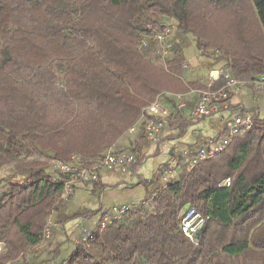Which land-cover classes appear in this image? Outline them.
<instances>
[{"label": "trees", "instance_id": "obj_1", "mask_svg": "<svg viewBox=\"0 0 264 264\" xmlns=\"http://www.w3.org/2000/svg\"><path fill=\"white\" fill-rule=\"evenodd\" d=\"M141 4L236 79L264 74V0H0V264H24L82 216L66 205L74 172L53 161L91 166L158 94L202 87L182 78L179 44L162 67L151 61ZM251 117L221 152L189 169L183 161L136 213L99 223L55 264H264V116ZM167 119L187 127L179 113ZM141 160L135 153L131 169ZM189 207L205 217L193 240L180 226Z\"/></svg>", "mask_w": 264, "mask_h": 264}, {"label": "crops", "instance_id": "obj_2", "mask_svg": "<svg viewBox=\"0 0 264 264\" xmlns=\"http://www.w3.org/2000/svg\"><path fill=\"white\" fill-rule=\"evenodd\" d=\"M140 9L142 16L174 28L173 19L157 16L143 4ZM177 39L184 57L181 76L185 82H195L203 86L209 80L218 77L217 71L224 63L202 55L196 48L192 35L179 36ZM149 56L155 65L159 67L165 65L166 61L162 63L155 51L150 52ZM172 93L178 92L163 91L158 95L163 105L167 107L169 115L179 113L187 123V127L181 132L172 129L166 121L161 142L152 143L143 137V127L139 117L136 124L121 135L116 140V144L110 147L111 149L109 148L117 152H130L137 145L138 148L134 153L138 152L142 157L137 169L132 170L128 165L125 170H102L95 182L73 178L70 182L72 193L66 204L67 210L70 213L81 212L82 216L70 219L63 227H55L50 243L40 244L34 251L28 253L24 264H55L63 261L74 251L75 243L84 232L88 233L98 226L103 211L120 204L140 205L164 185L162 174L166 170L175 169L174 179H177L181 165L184 162L188 165L194 150L205 139L225 134L227 122L233 117L254 113L260 117L264 116V95H257L248 85H242L237 91L229 94L226 109L202 117H194L190 114V108L195 100L193 94L187 97L184 108H178L176 101L169 97ZM186 168L189 169V165ZM87 213L88 217H84ZM54 248L57 249L58 255L52 260Z\"/></svg>", "mask_w": 264, "mask_h": 264}, {"label": "built area", "instance_id": "obj_3", "mask_svg": "<svg viewBox=\"0 0 264 264\" xmlns=\"http://www.w3.org/2000/svg\"><path fill=\"white\" fill-rule=\"evenodd\" d=\"M148 36L141 39V46L147 47L151 43L155 48V52L164 62L171 57L172 49L179 44V41L171 26L163 25L154 21H148L144 25ZM218 75L223 79V84L219 87L213 86V80H209L201 88H190L185 92L169 94L170 99L176 101L178 108H184L187 102V97L190 94L195 96L194 103L190 108V114L196 116H209L226 109L228 106V98L231 92L237 91L242 85H248L255 93L264 95V74L258 75L251 80H238L231 72L222 65L218 69ZM169 116V111L159 97L147 104L141 111L139 121L143 127L144 138L152 143H160L162 133L166 126V119ZM253 126L251 115H241L233 117L227 122L225 134L218 137H209L205 139L191 155L188 165L189 168L195 164L213 157L221 152L229 143V140L236 134L244 130H248ZM264 146V141H263ZM135 153L117 152L108 150L102 157L94 161L91 166H73L61 161H53V167L63 172H74L73 177L65 183V195L72 193L70 182L77 177L81 180L95 182L99 178V173L102 170L117 171L125 170L127 166L134 160ZM176 175L175 169H169L162 174V180L165 183L174 179ZM228 185V181L226 182ZM138 211V205L120 204L114 205L101 213L100 228L110 224L112 220L118 219L122 215ZM205 223V217L195 208H187L181 217L182 233L190 240L194 239L195 233ZM53 225L49 221L43 230V238H50V228ZM84 232L83 238L87 235ZM1 249V246H0ZM10 264V263H7Z\"/></svg>", "mask_w": 264, "mask_h": 264}, {"label": "rangeland", "instance_id": "obj_4", "mask_svg": "<svg viewBox=\"0 0 264 264\" xmlns=\"http://www.w3.org/2000/svg\"><path fill=\"white\" fill-rule=\"evenodd\" d=\"M161 60V62L163 63L164 61L162 60V59H160ZM164 65V64H163ZM257 95H262V94H257ZM157 97H159L160 98V96L159 95H157L155 98H157ZM160 100H161V98H160ZM146 107V106H145ZM111 149V148H110Z\"/></svg>", "mask_w": 264, "mask_h": 264}]
</instances>
